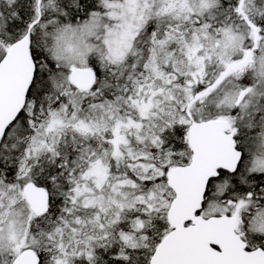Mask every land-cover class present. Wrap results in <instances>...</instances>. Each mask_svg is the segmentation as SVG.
I'll return each instance as SVG.
<instances>
[{
  "label": "snow or ice",
  "instance_id": "1",
  "mask_svg": "<svg viewBox=\"0 0 264 264\" xmlns=\"http://www.w3.org/2000/svg\"><path fill=\"white\" fill-rule=\"evenodd\" d=\"M0 264H264V0H0Z\"/></svg>",
  "mask_w": 264,
  "mask_h": 264
}]
</instances>
